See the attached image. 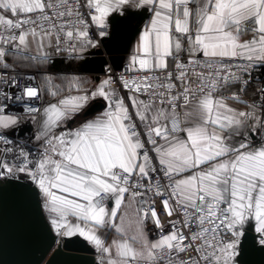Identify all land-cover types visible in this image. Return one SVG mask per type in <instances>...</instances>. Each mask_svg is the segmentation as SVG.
Returning a JSON list of instances; mask_svg holds the SVG:
<instances>
[{"label": "snow or ice", "instance_id": "6c2138e0", "mask_svg": "<svg viewBox=\"0 0 264 264\" xmlns=\"http://www.w3.org/2000/svg\"><path fill=\"white\" fill-rule=\"evenodd\" d=\"M7 190L97 264L264 253V0H0Z\"/></svg>", "mask_w": 264, "mask_h": 264}, {"label": "water", "instance_id": "95a60500", "mask_svg": "<svg viewBox=\"0 0 264 264\" xmlns=\"http://www.w3.org/2000/svg\"><path fill=\"white\" fill-rule=\"evenodd\" d=\"M117 47V45H113ZM121 50L111 56L103 49L88 67L102 75L103 61L121 66ZM119 57V58H118ZM52 245L51 234L33 205L19 202L11 190L0 191V264H97L86 240L75 236L65 241L58 251ZM246 264H264V253L251 250Z\"/></svg>", "mask_w": 264, "mask_h": 264}, {"label": "crops", "instance_id": "0c3cea01", "mask_svg": "<svg viewBox=\"0 0 264 264\" xmlns=\"http://www.w3.org/2000/svg\"><path fill=\"white\" fill-rule=\"evenodd\" d=\"M121 56V66H123V64H124V62H125V60H126V57H127V53L125 52V51H123V53L121 54V55H119V57ZM118 57V58H119ZM66 68V65H64V64H62V63H58L57 65H56V69H53V71H55V70H64ZM102 76V75H101ZM100 110H102V109H100V108H96V111H100ZM87 242V241H86ZM87 245H88V247H89V249L91 250V254L92 255H94L95 257H96V253H95V251H94V249L92 248V246L90 245V244H88V242H87ZM96 259H97V257H96Z\"/></svg>", "mask_w": 264, "mask_h": 264}, {"label": "built area", "instance_id": "2783aa9c", "mask_svg": "<svg viewBox=\"0 0 264 264\" xmlns=\"http://www.w3.org/2000/svg\"><path fill=\"white\" fill-rule=\"evenodd\" d=\"M112 67H113V70L116 72V73H119L120 71H122V67H115L113 64H112ZM104 73H102V76H103Z\"/></svg>", "mask_w": 264, "mask_h": 264}, {"label": "rangeland", "instance_id": "374dc122", "mask_svg": "<svg viewBox=\"0 0 264 264\" xmlns=\"http://www.w3.org/2000/svg\"><path fill=\"white\" fill-rule=\"evenodd\" d=\"M64 244H65V242H63V246L62 247H64Z\"/></svg>", "mask_w": 264, "mask_h": 264}]
</instances>
